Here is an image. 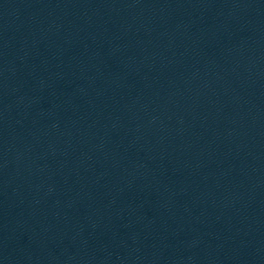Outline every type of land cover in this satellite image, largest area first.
Wrapping results in <instances>:
<instances>
[{"label":"water","instance_id":"obj_1","mask_svg":"<svg viewBox=\"0 0 264 264\" xmlns=\"http://www.w3.org/2000/svg\"><path fill=\"white\" fill-rule=\"evenodd\" d=\"M0 264H264V0H0Z\"/></svg>","mask_w":264,"mask_h":264}]
</instances>
